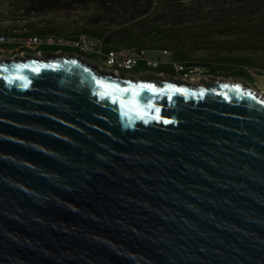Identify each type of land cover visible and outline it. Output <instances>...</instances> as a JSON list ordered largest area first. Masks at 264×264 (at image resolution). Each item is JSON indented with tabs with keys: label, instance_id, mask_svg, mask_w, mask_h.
I'll list each match as a JSON object with an SVG mask.
<instances>
[{
	"label": "water",
	"instance_id": "water-1",
	"mask_svg": "<svg viewBox=\"0 0 264 264\" xmlns=\"http://www.w3.org/2000/svg\"><path fill=\"white\" fill-rule=\"evenodd\" d=\"M204 84L0 58V264H264V97Z\"/></svg>",
	"mask_w": 264,
	"mask_h": 264
},
{
	"label": "rangeland",
	"instance_id": "rangeland-1",
	"mask_svg": "<svg viewBox=\"0 0 264 264\" xmlns=\"http://www.w3.org/2000/svg\"><path fill=\"white\" fill-rule=\"evenodd\" d=\"M37 1L0 0V34L71 36L90 30L97 34L93 36L111 35L112 46L139 44L152 37L155 41H164L156 33L149 36L143 29L157 20L152 12L123 19L110 14L108 8L97 1L84 4L74 0H59L56 8L43 12L30 11ZM182 2L190 7L181 18L173 16L157 21L159 29L172 32L173 39L178 42L173 40L171 47L164 48L179 55L181 60L202 66V73L188 83L198 86L214 81L240 83L264 97L261 94L264 92V9L260 13H247L241 0H207L192 6L190 0ZM164 14L170 15L168 11ZM128 29L132 30L134 41L123 31ZM14 47L0 45V58L28 57L21 56V49L13 50ZM151 73L157 74L137 66L126 73V78L134 76L141 80ZM160 76L168 77L166 72L165 77Z\"/></svg>",
	"mask_w": 264,
	"mask_h": 264
},
{
	"label": "built area",
	"instance_id": "built-area-1",
	"mask_svg": "<svg viewBox=\"0 0 264 264\" xmlns=\"http://www.w3.org/2000/svg\"><path fill=\"white\" fill-rule=\"evenodd\" d=\"M0 45H14L21 56L42 55L44 51L55 56H77L99 69V63L112 62L113 73L122 75V69H134L141 66L144 70L158 71L165 77L166 70H186L188 79L194 82L202 73V66L177 58L170 49L164 47L112 46L105 36H93L87 32L77 35H9L0 34ZM59 46L58 50H45L44 47ZM18 53V52H17Z\"/></svg>",
	"mask_w": 264,
	"mask_h": 264
},
{
	"label": "trees",
	"instance_id": "trees-1",
	"mask_svg": "<svg viewBox=\"0 0 264 264\" xmlns=\"http://www.w3.org/2000/svg\"><path fill=\"white\" fill-rule=\"evenodd\" d=\"M78 3H87L89 1H97L108 8V12L112 15L120 16L123 19L136 18L140 15H145L149 13H153L154 17L157 20H161L163 18H173V16H178L181 18V14L189 9L190 6H186L183 0H74ZM190 5H196L197 3H202L207 0H190ZM244 4V9L247 13H260L262 9H264V0H241ZM59 5V0H38L33 6L29 8L30 11L35 12H43L47 9H54ZM201 5V4H200ZM165 11H168L170 15L164 14ZM170 11V12H169ZM174 14V15H173ZM154 20V24L152 26L144 27L146 33L149 36H153V34H157L158 37H162L164 41L158 40L155 41L152 37L149 40H143L139 44L130 43L128 46L131 47H171L170 44L174 39L172 36V32L169 30L159 29V21ZM132 26L131 29H133ZM131 29L123 30L125 31L129 37L134 41V35ZM85 32L91 35H97L96 33L85 30ZM43 33V32H36ZM100 35V34H98ZM108 42L112 40V36H105ZM175 43H178L174 40ZM45 50H58L61 49L59 46H50L44 47ZM177 58H181L179 55ZM161 72V70L156 71V73ZM240 73V72H239ZM244 77L246 75L242 74ZM239 76V75H236ZM252 80V78H251Z\"/></svg>",
	"mask_w": 264,
	"mask_h": 264
},
{
	"label": "bare ground",
	"instance_id": "bare-ground-1",
	"mask_svg": "<svg viewBox=\"0 0 264 264\" xmlns=\"http://www.w3.org/2000/svg\"><path fill=\"white\" fill-rule=\"evenodd\" d=\"M33 57H36V56H33ZM36 58H39V56H37ZM99 70H104L105 72H113L112 62H102V63H99ZM132 70L133 69H122V74L125 75V76H127L126 73H128V72H130ZM172 74H174L177 77H180L181 79H188V72L186 70H172ZM172 77H174V76H172ZM176 79H178V78H176ZM261 94H264V92L261 93ZM257 95L258 96H261L260 93H257Z\"/></svg>",
	"mask_w": 264,
	"mask_h": 264
},
{
	"label": "flooded vegetation",
	"instance_id": "flooded-vegetation-1",
	"mask_svg": "<svg viewBox=\"0 0 264 264\" xmlns=\"http://www.w3.org/2000/svg\"><path fill=\"white\" fill-rule=\"evenodd\" d=\"M46 53V51L43 52V54ZM43 54L42 55H39V58H42L43 57ZM166 75L167 76H174L175 78H178V79H181L180 77H177L175 76L174 74H170V72L172 73V70H166ZM152 74V73H151Z\"/></svg>",
	"mask_w": 264,
	"mask_h": 264
},
{
	"label": "snow or ice",
	"instance_id": "snow-or-ice-1",
	"mask_svg": "<svg viewBox=\"0 0 264 264\" xmlns=\"http://www.w3.org/2000/svg\"><path fill=\"white\" fill-rule=\"evenodd\" d=\"M27 86V85H25ZM237 90H239V86H237ZM171 121L165 120L164 123H170Z\"/></svg>",
	"mask_w": 264,
	"mask_h": 264
}]
</instances>
